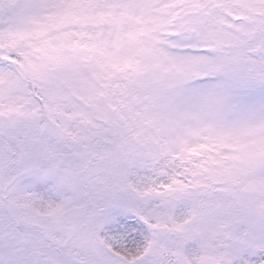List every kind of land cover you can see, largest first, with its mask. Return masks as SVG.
I'll return each instance as SVG.
<instances>
[{"label":"snow or ice","instance_id":"6c2138e0","mask_svg":"<svg viewBox=\"0 0 264 264\" xmlns=\"http://www.w3.org/2000/svg\"><path fill=\"white\" fill-rule=\"evenodd\" d=\"M0 264H264V0H0Z\"/></svg>","mask_w":264,"mask_h":264}]
</instances>
